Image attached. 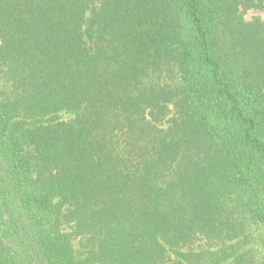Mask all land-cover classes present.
I'll use <instances>...</instances> for the list:
<instances>
[{"label":"trees","instance_id":"1","mask_svg":"<svg viewBox=\"0 0 264 264\" xmlns=\"http://www.w3.org/2000/svg\"><path fill=\"white\" fill-rule=\"evenodd\" d=\"M252 9L0 0V264H264Z\"/></svg>","mask_w":264,"mask_h":264},{"label":"rangeland","instance_id":"2","mask_svg":"<svg viewBox=\"0 0 264 264\" xmlns=\"http://www.w3.org/2000/svg\"><path fill=\"white\" fill-rule=\"evenodd\" d=\"M255 17H260L263 21H264V11L262 10H256V9H252V10H248L246 12H244V18L247 21H251L253 20ZM73 116L71 115H67V114H61V119L62 120H69L71 119ZM197 245H201L202 247L205 245V242L200 241L196 244Z\"/></svg>","mask_w":264,"mask_h":264}]
</instances>
